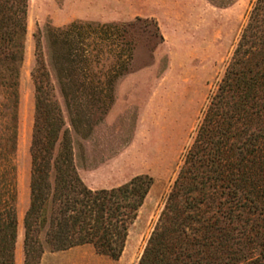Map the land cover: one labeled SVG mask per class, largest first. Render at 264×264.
<instances>
[{
	"label": "trees",
	"instance_id": "trees-1",
	"mask_svg": "<svg viewBox=\"0 0 264 264\" xmlns=\"http://www.w3.org/2000/svg\"><path fill=\"white\" fill-rule=\"evenodd\" d=\"M25 18L26 0H0V264H14V157ZM123 33L115 24L71 20L45 25L42 32L33 34L28 203L21 220L24 264L37 262L44 249L82 243L91 244L97 253L117 257L127 225L147 191L150 177L145 174L109 188H90L78 175L72 157L70 129L76 131L83 119V105L94 101L107 105L113 81L126 69L131 47ZM236 62L242 109L257 106L254 112L264 114V0H255L249 10L231 55V64ZM240 133L235 154L216 164L211 178L190 169L187 179H178L180 174L174 179L137 264H263L261 257L256 262L242 249L232 248V243H238L234 234L213 225V220L208 222L214 211L204 215L207 207H218L215 194L220 196L225 190L242 200L252 220L260 214L264 225V126ZM230 144L227 149L232 148ZM244 222L240 229L248 226L250 230L251 219L245 217ZM256 245L260 242L251 247Z\"/></svg>",
	"mask_w": 264,
	"mask_h": 264
},
{
	"label": "rangeland",
	"instance_id": "rangeland-1",
	"mask_svg": "<svg viewBox=\"0 0 264 264\" xmlns=\"http://www.w3.org/2000/svg\"><path fill=\"white\" fill-rule=\"evenodd\" d=\"M254 2L26 0L14 157L17 184L14 264L15 259L24 264L21 220L28 203L33 34L37 30L42 32L45 25L59 26L71 20L115 24L124 29V39L131 47L126 69L113 81L112 99L107 105L98 101L83 105L84 113L80 116L83 119L76 131L70 129L72 157L78 175L90 188L116 186L135 174L149 176L150 183L135 217L127 225L118 256L111 258L93 249L96 256L91 261L80 260L75 264H137L174 179L179 174L178 179H187L190 169L211 178L216 164L235 154L240 131L248 134L264 126V114L254 112L257 106L245 105L242 109L241 86L237 83L239 63L231 64L233 49ZM55 90L69 127L65 106ZM229 143L231 149H227ZM215 196L219 199L218 207H207L204 213L206 216L214 211L208 222L213 220V225L234 234L238 243H232V248L242 249L256 262L262 258L264 264L261 215L252 220L253 215L245 213L242 200L225 190ZM245 217L253 223L250 230L248 226L240 229ZM237 228L239 231L235 233ZM255 242L260 245L251 247ZM259 248H263L260 256ZM199 255L202 253L196 256Z\"/></svg>",
	"mask_w": 264,
	"mask_h": 264
},
{
	"label": "crops",
	"instance_id": "crops-1",
	"mask_svg": "<svg viewBox=\"0 0 264 264\" xmlns=\"http://www.w3.org/2000/svg\"><path fill=\"white\" fill-rule=\"evenodd\" d=\"M93 251V247L88 243L73 245L57 251H43L39 260L33 264H68V262L75 264L80 260L91 261L96 256ZM15 264H19L18 259H15Z\"/></svg>",
	"mask_w": 264,
	"mask_h": 264
}]
</instances>
